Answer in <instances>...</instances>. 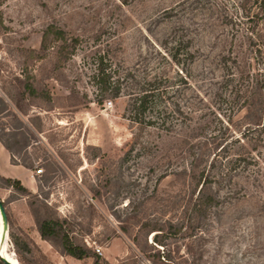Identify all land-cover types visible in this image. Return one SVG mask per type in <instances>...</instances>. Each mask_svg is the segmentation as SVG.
Here are the masks:
<instances>
[{
    "label": "rangeland",
    "instance_id": "1",
    "mask_svg": "<svg viewBox=\"0 0 264 264\" xmlns=\"http://www.w3.org/2000/svg\"><path fill=\"white\" fill-rule=\"evenodd\" d=\"M243 1L0 0V134L9 138L8 129L28 120L37 130L14 152L15 161L26 156L33 167L25 168L31 195L8 188L0 178L8 219L2 245L13 260L93 263L66 256L56 242L41 239L29 206L36 198L102 261L148 264L132 240L151 252L144 244L151 237L137 234L133 218L175 216L179 183L173 174L198 162L199 168L214 163L213 187L227 197L202 223L197 239L167 240L176 251L174 263L264 264V103L261 125L248 126L252 115L243 109L232 116L221 85L223 57H236L250 77L264 63V48L257 62L251 59L239 7L252 5ZM49 24L80 37L79 48L70 60L58 62L50 50L25 64L24 50H39ZM177 41H182L180 65L167 54ZM99 54L110 66L107 94L119 89L117 98L99 91ZM25 69L37 88L49 92L50 103L27 109L20 100L13 79ZM260 72L257 77L264 80ZM122 227H128L127 235ZM12 236L30 252L17 255Z\"/></svg>",
    "mask_w": 264,
    "mask_h": 264
},
{
    "label": "trees",
    "instance_id": "2",
    "mask_svg": "<svg viewBox=\"0 0 264 264\" xmlns=\"http://www.w3.org/2000/svg\"><path fill=\"white\" fill-rule=\"evenodd\" d=\"M243 2L252 5L251 10L245 9L242 5H240L239 9L241 10V15H243L242 19L246 22L245 39L248 44L252 46L251 50H253L251 51V59L257 62L264 48V28L263 30H259L261 25L264 26V0H244ZM181 43L182 41L175 42L167 51L168 56L176 65L181 64L179 59ZM80 44V37L72 36L55 24H49L41 32L39 50H24L25 64H27L29 60L35 62L42 60L50 50L55 51L58 62L70 60L76 53ZM222 64L224 77L221 85L224 94H226L225 99L229 104V110L232 116L244 109L248 117L250 114L253 117L251 121L247 123L248 126L259 127L261 125L260 122L262 120V108L264 103V80H259L257 75L260 74L262 77L263 73L260 72V70H264V63L262 64V69L257 68V73L253 74L251 77L240 69L237 58L232 57V55L223 57ZM257 66L259 65L257 64ZM109 67L110 66L107 65L103 56L99 54L95 59V78L99 84V91L105 94L106 97L110 96V98H117L119 89H116L115 93L112 95H110L111 93L107 94L111 86V76L110 73H107V68ZM153 81L155 82L156 80ZM153 81L148 83V85L153 84ZM13 82L19 90L18 96L20 100L27 103V109L34 107V104L37 102L50 103L52 100L47 90L36 87L35 76L26 69L22 71L19 76L14 77ZM153 89L154 87L149 90L150 94L153 92ZM154 90H157V88ZM0 103L3 104L2 99H0ZM17 108L22 116L28 115L26 111H21L19 106H17ZM1 110L2 109H0V111ZM17 121H19L18 117ZM31 121L28 120V125L23 124L21 128L8 129L10 133L9 138H4V133L0 134V144L10 154L12 165H21L28 170H32L33 167L26 164L25 159L27 157L25 156L22 160L15 161L14 152L22 151L24 147L28 145V139L37 131L36 128L33 127ZM228 123H231L230 119L227 121V124ZM248 126L245 128V131L250 130L251 127ZM244 135L245 132L243 133V136ZM18 136H21L19 140L16 139ZM224 148L225 147L221 150ZM213 168L214 163H210L208 167L204 168H199L198 162L196 164L190 163L189 167L176 171L173 174L174 177L178 179L176 181L179 183V189L176 195L177 203L175 202L174 204L175 213L173 215L175 216L172 218H133V224H136L137 227V234L145 233L151 237L149 244L146 240L144 242L147 248H152L151 252H147L146 248H143L140 243H138L136 237L132 240L136 249H138L141 254H144L148 264H175L173 255L176 254V251L169 249L167 240L181 237L190 240L197 239L201 234L202 223L210 217L213 211L222 205L223 200L227 196L223 197L220 195V190H215L213 187L217 178V175L211 173ZM0 178L7 184L8 188L15 189L25 196L31 195L30 191L24 188L18 180ZM165 178L166 175L160 177L159 181ZM170 198L172 197L164 199L165 202ZM34 200L35 201L31 202L29 206L41 239L56 242L64 255L76 260L92 258V264H108L102 261L97 255L92 254L86 246L78 244L76 239L73 238L72 231L68 228L65 221H59V219L52 217V215L48 213L47 205L40 203L36 198H34ZM2 204L4 206V203ZM122 231L127 235L128 227H122ZM12 238H14L13 243L17 255L22 254V252H30L27 243L19 241L14 236H12ZM187 249L191 251L190 247ZM5 251L15 259L14 254L8 251L7 247H5ZM130 259L134 260L133 258ZM0 264H3L1 260ZM118 264H124V262Z\"/></svg>",
    "mask_w": 264,
    "mask_h": 264
},
{
    "label": "crops",
    "instance_id": "3",
    "mask_svg": "<svg viewBox=\"0 0 264 264\" xmlns=\"http://www.w3.org/2000/svg\"><path fill=\"white\" fill-rule=\"evenodd\" d=\"M0 177L5 179L18 180L21 185L30 190L31 177L21 165H12L10 154L0 144Z\"/></svg>",
    "mask_w": 264,
    "mask_h": 264
},
{
    "label": "water",
    "instance_id": "4",
    "mask_svg": "<svg viewBox=\"0 0 264 264\" xmlns=\"http://www.w3.org/2000/svg\"><path fill=\"white\" fill-rule=\"evenodd\" d=\"M2 203L3 202L0 200V223L2 224V227H3V233H4V235H6V231L8 228V221H7L6 211H5V208H4ZM3 241H4V239H3ZM0 260L2 261L3 264H12L10 261H8V259L3 257L1 254H0Z\"/></svg>",
    "mask_w": 264,
    "mask_h": 264
},
{
    "label": "bare ground",
    "instance_id": "5",
    "mask_svg": "<svg viewBox=\"0 0 264 264\" xmlns=\"http://www.w3.org/2000/svg\"><path fill=\"white\" fill-rule=\"evenodd\" d=\"M4 239V241H3ZM6 242L5 239V235L3 233V227L2 224L0 223V254L5 257L6 259H8V261H10L12 264H19V262L13 260L5 251V249L3 248V243Z\"/></svg>",
    "mask_w": 264,
    "mask_h": 264
},
{
    "label": "built area",
    "instance_id": "6",
    "mask_svg": "<svg viewBox=\"0 0 264 264\" xmlns=\"http://www.w3.org/2000/svg\"><path fill=\"white\" fill-rule=\"evenodd\" d=\"M41 172H42V170H37L36 171V175L41 174ZM96 252H97V254H101V251L100 250H97Z\"/></svg>",
    "mask_w": 264,
    "mask_h": 264
}]
</instances>
